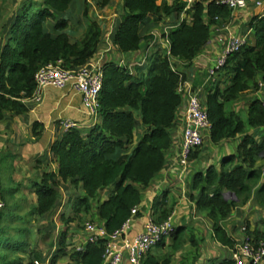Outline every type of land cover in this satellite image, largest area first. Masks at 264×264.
Returning <instances> with one entry per match:
<instances>
[{
  "label": "trees",
  "instance_id": "16d2710c",
  "mask_svg": "<svg viewBox=\"0 0 264 264\" xmlns=\"http://www.w3.org/2000/svg\"><path fill=\"white\" fill-rule=\"evenodd\" d=\"M74 0H26L21 10L14 14L8 27L7 40L0 51V121L7 113L22 114L29 111L26 100L32 96L36 82V71L48 63L61 61L68 69L78 68L92 60L100 46L103 29L99 21L88 17L89 3L85 1L84 16L87 24L83 34L67 29L70 18L62 15ZM100 9L111 5L113 0H92ZM189 0H124L125 12L111 40L124 53L140 49L141 27L149 15H155V25L164 17L173 20L169 29L171 54L184 62H191L203 50L211 38L215 25L227 23L232 10L215 0H192L186 10L189 18L180 20V15ZM61 16V17H60ZM57 17H60L57 19ZM49 19L56 20L53 31L47 28ZM253 30V41L240 51L232 53L224 67L228 83L223 78H213L202 94L212 128L210 140L218 143L243 135L235 154L221 159L219 166L209 165L198 172L192 180L191 196L195 207L213 225L216 241L234 248L237 239L230 235L223 222L230 216L238 203H245L254 190L259 201L264 203V177L261 168H255L256 161L264 157V138L257 139L247 133V127H264V106L261 98L250 101L247 119L240 112L231 110L227 103L242 94L258 90L257 78L264 80V14L256 15L248 23ZM147 74L133 73L128 67L116 61L103 65V88L99 96L100 122L84 132L75 127L65 131L51 145V161L56 170L43 171L35 176L29 189L35 197L28 217L36 220L52 218L53 212L63 205L62 188L66 186L67 209L61 213L64 226L56 239L49 243L47 254L30 248L27 226H15L16 233L10 234L12 218H30L18 215L9 204L6 188L1 185L3 205L0 207V264H58L68 257L72 264H104L105 239L89 242L82 251H75L68 241L70 224L82 227L85 215L96 216L107 231H113L131 217L132 209L143 202L144 191L167 164V152L174 144L173 132L179 127V114L183 108V95L178 90L180 83L188 79L185 70H174L169 56L156 50L143 67ZM217 74V76H218ZM225 81V80H224ZM135 111L139 113L136 118ZM145 130L134 144L139 126ZM41 126L36 122L34 134ZM37 167V165H36ZM260 184V186H259ZM18 185L10 188L17 190ZM259 186V187H258ZM77 191L72 196L71 189ZM108 190L107 197L100 201V195ZM83 191V195L78 193ZM226 192H233L236 199H227ZM13 196V195H12ZM96 204V205H95ZM16 208L20 204L15 203ZM140 207L137 216L143 215ZM172 212L166 192L155 196L150 215L157 222L165 220ZM84 218V220H83ZM52 230L56 224L51 221ZM186 226L175 227L171 233L172 245L169 252L158 256L148 252L142 264H171L173 256L185 240ZM245 234L255 243L264 241V232L258 228L245 229ZM193 248L198 246L195 235L189 236ZM165 239L157 246H162ZM54 250V251H53ZM14 253H20L18 257ZM180 264H186L185 260ZM219 264H234L227 257Z\"/></svg>",
  "mask_w": 264,
  "mask_h": 264
},
{
  "label": "crops",
  "instance_id": "0c3cea01",
  "mask_svg": "<svg viewBox=\"0 0 264 264\" xmlns=\"http://www.w3.org/2000/svg\"><path fill=\"white\" fill-rule=\"evenodd\" d=\"M14 1L15 0H12V2ZM25 1L26 0H16L13 13L3 24L0 23V51L6 43L11 18L21 10ZM85 1L86 0H74L69 9L62 15L64 18L71 19L67 31L75 33V38H78L76 37V30L78 34L82 35L85 28L79 26L75 29V27H73L74 20L77 18L83 22L86 20L84 24H87L88 21L87 17L84 16ZM87 1L89 3L88 16L92 17L93 15L97 19L99 18V22L103 29L102 41L94 58H97L98 54L103 52L105 59L119 62L121 66H126L133 73L139 74L138 67L145 65L141 64L144 58L147 57V62L148 57L156 50H160L164 54L170 49L171 41L169 38V31L166 33L165 30L167 27L170 29L174 26V22L171 18L164 17L159 21V25H155V15H149L145 24L141 27V35L142 37L150 35V37L141 41L139 50L124 53L119 51L111 40L112 34L125 12L124 0H113L111 5L104 9H100L92 0ZM170 1L171 0H169V2ZM191 2L192 0L188 1L187 7L180 15V20L189 18L186 10L190 7ZM6 5L5 0H0V9ZM262 14H264V0H262V5L260 6L251 4L244 9L232 10L230 20L227 23H220L219 30H216V27L212 29L210 40L203 50L195 56L193 61L184 62L181 60V70L187 72L188 80L192 88L198 89L202 95L206 87L211 85V80L215 77L220 79L224 77L223 84L226 85L228 83V78H225L227 75L225 71H222L218 76L216 75L213 78L208 75V68L223 51L224 43L221 38H226L229 32H234L238 35H247L248 40L250 42L253 41V30L249 27L248 23L252 17ZM60 17H57V19ZM55 22L56 20L54 19H49L47 21L46 25L49 31H53ZM70 28L71 31L69 30ZM260 80H262L261 77H258L257 81ZM262 96H264V87L242 94L238 99L227 103V107L231 110L240 112L241 115L247 119L250 101L255 98H261ZM183 99L185 101V98ZM26 103L28 104L29 111L22 114L7 113L6 118L1 121L3 123L1 131L7 133L9 129H14V132L18 134L16 140L19 142V146L22 144V155L24 159L27 160L32 157L31 159L36 161V168L39 170V173L50 170L55 171L57 168V164L51 161L50 148L53 142L60 138L65 132L59 125L60 118L70 117L76 120L79 125L78 127L84 132L89 131L100 122V116L89 118V116L83 113L80 96L68 89L48 87L43 91L41 102L26 100ZM36 122L41 124V126L36 129L39 133L38 137L34 134V125ZM144 130L145 127L143 125L139 126L135 133L133 146L141 138ZM247 133H253L256 135L257 139L262 140L264 138V127L253 128L248 126ZM173 136L174 144L167 152V164L144 191L143 202L139 206V208L141 207L144 209V212L141 217L136 216L134 218L131 226V234L143 228L144 222L150 215L152 202L155 196L166 192L169 205L172 206L170 215L173 216L175 226L187 227L185 240L181 243L179 250L173 256L171 264H180L183 260H185L186 264H219L225 258L230 257L233 248L224 246L216 241L211 220L196 210L195 202L191 198L193 194L197 193L192 190V180L196 173L205 171L209 165L219 166L222 158L230 154H235L243 135H238L235 138L223 140L218 143L211 142L210 137L207 136L204 145L199 147L192 154L186 166H182L178 162L177 145L181 138L179 130H175ZM24 142L26 144L23 145ZM255 168H261L264 177V157L256 161ZM66 186H70V183L67 182V184L63 186L64 188H62L63 196L67 198L69 192H67ZM72 190L73 188L71 189V193ZM78 193L83 195L84 192L79 191ZM107 194L108 190H104L100 195V201H104ZM95 211L96 206L93 208L94 214H86L84 216L85 219L93 218L97 220L98 217ZM223 225L228 233L237 239V244L246 236L245 229L247 227H249L251 231L258 228L264 232V203L259 201L257 190L253 191L250 198L245 203H238L233 208L230 216L223 222ZM192 234L195 235L198 243L196 250L189 241V236ZM85 238L86 234L80 229H77L76 223H71L68 241L72 243V248L74 249L75 245L82 243ZM171 245L172 239L168 237L165 239L162 246H155L150 252L161 256L171 250ZM50 257L51 254L47 257V264L50 261ZM69 263L72 264L70 259Z\"/></svg>",
  "mask_w": 264,
  "mask_h": 264
},
{
  "label": "built area",
  "instance_id": "2783aa9c",
  "mask_svg": "<svg viewBox=\"0 0 264 264\" xmlns=\"http://www.w3.org/2000/svg\"><path fill=\"white\" fill-rule=\"evenodd\" d=\"M217 4L225 5L229 9H244L251 4L262 5V0H215ZM216 30L220 26L215 25ZM169 27L165 30L167 33ZM224 43L222 53L214 60L208 68L209 77H215L224 67L228 57L247 43V35H238L229 32L226 38H221ZM169 56L174 70L181 69V60L171 54L170 49L164 53ZM146 58L141 64L146 63ZM109 60L105 55L98 54L86 64L68 69L61 65V61L48 63L39 68L34 76L36 87L31 97L27 100L41 102L43 91L52 87L55 89H68L78 94L82 101V111L89 118L99 116V96L103 88V65ZM119 63V62H117ZM121 65V63H119ZM264 87V80L258 81V88ZM179 92L185 98L181 113L179 114L180 141L177 145L178 162L186 166L192 154L205 143V138L210 136L212 122L210 121L206 107L202 101L201 92L194 89L188 79L178 86ZM264 106V96L261 97ZM59 125L64 130L78 127V122L70 117L59 119ZM139 206L132 209L131 217L121 228L109 233L103 223L96 219H87L81 229L86 234L85 240L75 245V251H82L89 242L105 239L104 264H142L144 257L157 244L171 236L175 229V221L172 215L165 220L157 222L152 215H149L144 222L143 228L131 234V226L137 216ZM244 229V228H243ZM234 264H264V241L255 243L250 236L235 245L230 254ZM40 264L39 261H35Z\"/></svg>",
  "mask_w": 264,
  "mask_h": 264
},
{
  "label": "rangeland",
  "instance_id": "374dc122",
  "mask_svg": "<svg viewBox=\"0 0 264 264\" xmlns=\"http://www.w3.org/2000/svg\"><path fill=\"white\" fill-rule=\"evenodd\" d=\"M5 3L7 5L3 6V8L0 9L1 24H3L6 19L9 18V16L13 13L16 0L14 2H12V0H5ZM88 17L92 19L96 18L93 15L92 17ZM97 21H99V18L97 19ZM84 23H86V20H84L83 22L82 20H79L77 18L74 20L73 27H75V29L79 26H83V28H85L84 26H86V24ZM69 30L71 31V28ZM76 34L78 35H76V37L78 38L82 36L81 34H78L77 30ZM147 67L148 66H139L138 70L139 72H142V74L146 75L148 71ZM135 115L138 119L139 113L137 111H135ZM2 124L3 123L0 121V181L2 183V186L6 188L8 202L10 205H12L15 212L20 216L28 217V213L35 203V197L29 189V184L32 179L38 175L39 170H37L36 168V161L34 159H31L32 157L27 160L24 159V156L22 155L23 147L22 144L21 146H19V142H17L16 140L18 138V134L14 132V129L11 128L9 129V132L3 133L1 131ZM24 144L26 143L24 142L23 145ZM16 185H18V188L17 190H15V192L13 190H10V188H13ZM76 194V190L73 189L72 196L75 197ZM66 200V196H63V205L53 212L51 219L46 218L44 220H36L34 217H28L31 219V221L28 222L25 218H12L8 222V224L11 225V228L9 229L10 234L16 233V229L14 228L15 226H27L31 230V234L27 237L30 248H34L35 250H39L47 254L49 252V243L58 236L59 231L64 226L63 222L61 221L62 211L66 209L69 213L72 211L71 205L67 204ZM15 203L20 204V206L16 208ZM52 220L56 224L55 230H52L49 226ZM86 220L87 218L85 219V221ZM76 226L78 230H81L83 227H81L78 223L76 224ZM19 255L20 253L13 254V256L15 257H18ZM39 263L41 264L40 261ZM58 264H70L68 257L59 259Z\"/></svg>",
  "mask_w": 264,
  "mask_h": 264
},
{
  "label": "water",
  "instance_id": "95a60500",
  "mask_svg": "<svg viewBox=\"0 0 264 264\" xmlns=\"http://www.w3.org/2000/svg\"><path fill=\"white\" fill-rule=\"evenodd\" d=\"M227 199H236V196L233 192H226L225 194ZM3 205V199H2V192H1V185H0V207Z\"/></svg>",
  "mask_w": 264,
  "mask_h": 264
}]
</instances>
